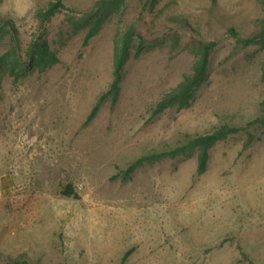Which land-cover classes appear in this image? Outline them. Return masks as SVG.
Instances as JSON below:
<instances>
[{
	"label": "rangeland",
	"instance_id": "374dc122",
	"mask_svg": "<svg viewBox=\"0 0 264 264\" xmlns=\"http://www.w3.org/2000/svg\"><path fill=\"white\" fill-rule=\"evenodd\" d=\"M51 1L0 0V24L16 28L0 32V56L44 32L60 57L18 77L0 68V264H264V47L230 31L259 33L262 3L62 0L70 9L42 21ZM128 32L120 97L89 119ZM210 41L191 105L155 114ZM226 122L241 129L213 146L205 171L192 153L126 175Z\"/></svg>",
	"mask_w": 264,
	"mask_h": 264
},
{
	"label": "trees",
	"instance_id": "16d2710c",
	"mask_svg": "<svg viewBox=\"0 0 264 264\" xmlns=\"http://www.w3.org/2000/svg\"><path fill=\"white\" fill-rule=\"evenodd\" d=\"M264 7V0H259ZM103 6L109 7L112 4V0H102ZM70 7L67 6L62 0L51 1L49 6L44 10H41L40 17L42 21H50L59 12L69 10ZM100 20L97 24L90 30L87 35L89 39L92 35L97 32L100 25ZM7 29L16 30L15 25L10 18L3 19L0 24V32L7 27ZM230 31L237 36L238 40L244 45L251 43L261 44L264 47V27L263 29L253 36L245 37L237 31L236 28H231ZM14 35V34H13ZM134 32H128L124 42L117 43L114 51V70H113V81L110 84L107 91H105L98 102L94 106L89 119L94 117L97 111L100 109L103 101L106 99H111L116 102L121 94V84L124 77V69L128 60L129 50H130V39L133 37ZM15 36V35H14ZM16 37V36H15ZM17 39V37H16ZM20 40L17 42L19 43ZM217 41L203 42L200 45V50L198 52L197 58L193 64L192 71L185 74L182 80L169 91H167L156 103L154 108V113H160L167 109L168 107L178 105L180 107H187L191 105L196 97L197 90L199 87L208 80L210 75V54L216 45ZM21 44H16L15 48L8 50L5 54L0 56V68L2 66L8 67L10 73L15 77H18L21 73L24 65H29V67L39 66L41 69H45L49 66L54 65L60 60V57L52 50L50 41L45 36L44 32H39L35 34L32 40L26 45L24 52L22 51ZM264 111V104H263ZM262 119V114L250 121V124L260 121ZM241 129L240 126L231 125L226 122L215 128L214 131L201 133L191 136L186 142L176 145L174 147L164 149L161 151H155L152 153L145 154L134 161L127 169H125L126 175H131L135 169L146 162H155L157 160H162L164 158H176L182 154H192L197 153L198 157V170L203 172L207 169L211 156V149L220 140L226 138L230 134L237 132ZM63 193L72 195L75 192V188L72 184H67L63 188ZM26 261H15L16 264Z\"/></svg>",
	"mask_w": 264,
	"mask_h": 264
}]
</instances>
